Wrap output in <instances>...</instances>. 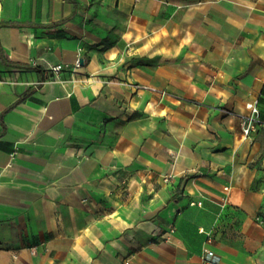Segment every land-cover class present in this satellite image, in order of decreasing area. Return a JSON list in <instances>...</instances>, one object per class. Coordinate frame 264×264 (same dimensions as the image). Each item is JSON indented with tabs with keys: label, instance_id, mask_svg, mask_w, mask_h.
<instances>
[{
	"label": "crops",
	"instance_id": "1",
	"mask_svg": "<svg viewBox=\"0 0 264 264\" xmlns=\"http://www.w3.org/2000/svg\"><path fill=\"white\" fill-rule=\"evenodd\" d=\"M190 37L224 57L203 67L230 115L142 88ZM204 246L264 264V0H0V264H203Z\"/></svg>",
	"mask_w": 264,
	"mask_h": 264
},
{
	"label": "rangeland",
	"instance_id": "2",
	"mask_svg": "<svg viewBox=\"0 0 264 264\" xmlns=\"http://www.w3.org/2000/svg\"><path fill=\"white\" fill-rule=\"evenodd\" d=\"M191 17L195 18V15L192 14ZM199 19L202 23L203 18L200 17ZM204 24L206 25V27L213 26V23L211 21L205 22ZM190 36H193L192 33H190ZM189 45V48L192 49L193 52L186 54L184 53L183 48L179 53H174L173 55H170L171 59H168L167 61L171 64V69L166 71H158L155 74V77L158 80L163 79L164 74L165 76H167V78L172 77V82L168 83L165 86L164 81L162 80L161 86L142 88L151 90L159 94L161 97H167L169 95L176 97L177 95H182L186 93V95L188 96L185 97L186 100H188V104L190 105V111L196 108L197 103L199 101L204 100V92L209 91V93L212 94L215 99L206 98L205 102H208L210 105L215 107L218 110V115H230V113L228 114L227 112L229 110L227 104L222 101V98H218L219 93L221 91L219 85L215 87L216 81L219 80L220 77L224 76V71L222 69L217 68L203 67L209 66L211 64L210 62L212 61L223 62L224 57L221 55L219 57L217 56L213 58L214 55L210 53H202V46H198L196 44V39H193V37H190ZM148 60L150 59H148L146 55L142 56L140 59L142 63H145ZM242 73L243 72L237 75V77L241 76ZM181 79H189L190 82H185V84H182L180 82ZM202 84L204 86H200ZM206 86H210V88H207ZM230 110L233 111L232 109ZM244 114H246V112ZM236 121L240 123L241 118L237 116ZM239 127L241 128V124L239 125Z\"/></svg>",
	"mask_w": 264,
	"mask_h": 264
},
{
	"label": "built area",
	"instance_id": "3",
	"mask_svg": "<svg viewBox=\"0 0 264 264\" xmlns=\"http://www.w3.org/2000/svg\"><path fill=\"white\" fill-rule=\"evenodd\" d=\"M62 64L50 65L48 70L52 73L53 77H57L61 72ZM164 95V93H163ZM247 113L240 117L241 129L244 136H248L256 126L261 124L260 110L256 101L248 102L245 104ZM227 190V188H225ZM190 205H201V202H190ZM227 204V196L224 195L220 201V208L223 209ZM205 234L204 245L208 244L212 240V231H201ZM201 260L203 264H218L219 258L216 256L214 251L204 246L203 253L201 254Z\"/></svg>",
	"mask_w": 264,
	"mask_h": 264
},
{
	"label": "water",
	"instance_id": "4",
	"mask_svg": "<svg viewBox=\"0 0 264 264\" xmlns=\"http://www.w3.org/2000/svg\"><path fill=\"white\" fill-rule=\"evenodd\" d=\"M80 63H82V60L80 59Z\"/></svg>",
	"mask_w": 264,
	"mask_h": 264
},
{
	"label": "trees",
	"instance_id": "5",
	"mask_svg": "<svg viewBox=\"0 0 264 264\" xmlns=\"http://www.w3.org/2000/svg\"><path fill=\"white\" fill-rule=\"evenodd\" d=\"M75 2V1H74Z\"/></svg>",
	"mask_w": 264,
	"mask_h": 264
}]
</instances>
